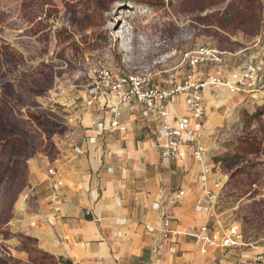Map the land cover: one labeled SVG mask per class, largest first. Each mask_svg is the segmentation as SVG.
Segmentation results:
<instances>
[{"label": "rangeland", "instance_id": "obj_1", "mask_svg": "<svg viewBox=\"0 0 264 264\" xmlns=\"http://www.w3.org/2000/svg\"><path fill=\"white\" fill-rule=\"evenodd\" d=\"M200 49L220 52L223 61L189 66L185 55ZM243 64L260 66V88L213 96L196 121L219 177L211 227H238L246 249L256 251L264 245V0H0V128L35 132H16L19 141L6 150L0 139V233L29 170H53L57 145L74 131L99 69L150 73V87L171 89L199 71L233 74ZM32 105L52 116L43 127L26 119Z\"/></svg>", "mask_w": 264, "mask_h": 264}, {"label": "crops", "instance_id": "obj_2", "mask_svg": "<svg viewBox=\"0 0 264 264\" xmlns=\"http://www.w3.org/2000/svg\"><path fill=\"white\" fill-rule=\"evenodd\" d=\"M222 61L218 53L216 60L204 63ZM230 76L231 72L207 76L199 71L195 80L226 81ZM223 92L228 93L220 86L201 91L204 113L205 101L210 104ZM88 98L89 89L73 117L74 131L57 145L59 154L51 163L54 174L40 166L29 170V185L14 205L6 233H0V264H41L42 257L50 264H227L253 258L257 251H232L194 237L206 224L211 232L223 230L211 227L210 214L199 209L208 203L207 191L218 192V174L203 176L189 145L180 146L177 155L165 161L160 155L165 141L162 120L155 113L135 99L116 105L114 96H100L88 107ZM113 106L118 115L111 112ZM166 114L173 127L181 118L188 119L205 147L186 94L168 100ZM113 120L119 127L110 128ZM92 122L103 127L102 134H96ZM178 190L182 195L175 197L169 212L172 232L162 240L163 203ZM54 191L58 200L53 199Z\"/></svg>", "mask_w": 264, "mask_h": 264}, {"label": "built area", "instance_id": "obj_3", "mask_svg": "<svg viewBox=\"0 0 264 264\" xmlns=\"http://www.w3.org/2000/svg\"><path fill=\"white\" fill-rule=\"evenodd\" d=\"M218 53L220 52L215 50L200 49L194 53L186 54L185 57L188 60V65L195 67L205 60H216ZM260 72V66L247 64L241 70L231 74L230 78L226 81L212 77L208 81L197 82L193 79V75H190L187 76L183 84H177L171 89H157L149 85L151 82L150 73L144 75L131 73L124 76H113L108 69L101 68L96 72L94 81L89 84V98L86 101V106H93L100 96H114L117 101L116 105L126 104L132 99L144 104L149 111L155 113L162 120L160 133L165 141L160 151L161 158L168 161L177 155L180 146L189 145L193 160L202 167V174L205 176L212 171L207 162L206 148L198 143L196 131L189 127L188 119L181 118L177 127L171 126L166 121V102L177 95L186 94L191 108V118L198 120L201 119L204 113L201 96L203 89L209 86H220L225 88L229 94L255 93L256 89L260 88ZM111 112L118 115L117 106H113ZM92 125L96 127L97 135L102 134L103 127L101 125L96 122H92ZM117 127H119V122L113 120L110 128L115 129ZM48 174L53 175L54 171L49 169ZM181 195L182 191L178 190L163 203L165 204V208L160 227L162 240H167L172 232L170 230L171 217L169 212L175 203V197L179 198ZM206 195L208 203L200 206L199 209L210 214L217 193L207 191ZM53 199H59L57 191H54ZM55 210H59L58 205L55 207ZM193 235L205 245L232 251L237 248L249 247V244L243 242L240 230L236 226L228 227L221 234H217L215 231L211 232L210 226L206 224L198 233H194ZM158 247L162 248L163 245H158ZM256 251L253 258L249 260H242L240 258V260L230 261L227 264H264V245L259 246Z\"/></svg>", "mask_w": 264, "mask_h": 264}, {"label": "trees", "instance_id": "obj_4", "mask_svg": "<svg viewBox=\"0 0 264 264\" xmlns=\"http://www.w3.org/2000/svg\"><path fill=\"white\" fill-rule=\"evenodd\" d=\"M7 93L6 92L4 93L6 95V97L9 96V94H7ZM16 99L14 100L15 102H16ZM3 105H4V108H2V109L6 110L7 108H9V107L5 106V103H3ZM18 107H19L20 112L26 109L21 100H19ZM27 108L28 109L25 112L26 119L30 123H33L35 125V127H38V128L43 127L52 118V116L49 114V112L43 110L41 107H37V106L32 105L31 107H27ZM5 118H6V116H5ZM6 122H7V119H6ZM26 123L28 124V122H26ZM8 124L10 125V123H8ZM28 128H29V126L25 127V125L22 128L17 126L16 128L13 129L14 131L13 130H11V131L7 130V128L5 126H3V128H0V139H1V141H3L4 149L5 150L8 149V147L12 143L19 141V136H18L19 134L16 132L23 131V132L35 133L34 131H31ZM22 137L25 138L27 136L23 135ZM51 143L53 146L52 141H51ZM53 149H54V147H53Z\"/></svg>", "mask_w": 264, "mask_h": 264}]
</instances>
